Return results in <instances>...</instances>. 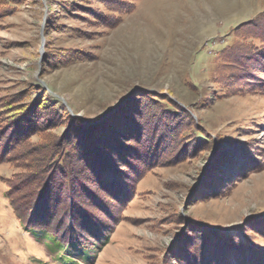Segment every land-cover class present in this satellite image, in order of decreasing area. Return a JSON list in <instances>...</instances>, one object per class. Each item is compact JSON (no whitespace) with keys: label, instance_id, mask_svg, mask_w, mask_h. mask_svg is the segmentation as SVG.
<instances>
[{"label":"rangeland","instance_id":"1","mask_svg":"<svg viewBox=\"0 0 264 264\" xmlns=\"http://www.w3.org/2000/svg\"><path fill=\"white\" fill-rule=\"evenodd\" d=\"M252 44L253 54L264 53V0H0V116L10 103L31 106L6 128L2 150L15 132L38 143L42 124L54 132L70 114L96 118L118 105V121H143L156 136L145 147L162 152L142 175V157L132 160L129 195L106 203L115 221L105 242L84 257L62 258L17 220L5 192L25 169L7 155L0 161V264H200L212 246L203 247L210 232L195 222L237 224L231 232L242 244L264 250V222L247 220V236L241 228L248 216L264 218V59L247 53ZM242 51L252 62L235 59ZM149 94L170 97L186 120L159 111ZM37 96L59 114L35 106ZM126 96L132 100L123 102ZM191 127L209 142L194 140ZM174 136L180 139L172 143ZM210 142L224 155L202 175ZM250 156L259 169H245Z\"/></svg>","mask_w":264,"mask_h":264},{"label":"trees","instance_id":"2","mask_svg":"<svg viewBox=\"0 0 264 264\" xmlns=\"http://www.w3.org/2000/svg\"><path fill=\"white\" fill-rule=\"evenodd\" d=\"M254 47L256 45H250L247 53L253 55L252 59L255 57L264 59L263 52L253 54ZM233 51L235 52L236 49ZM229 54H232L231 51ZM244 55L242 51V55L235 59L242 57L245 61ZM250 62H252L251 57H248L245 63ZM246 66L247 69H251L250 65ZM247 69L244 68V71H248ZM257 84L259 83L255 82V85ZM260 86H264V83ZM149 95L158 102L159 111L175 114L186 120V115L183 116V107L169 96L166 98L161 94ZM40 97L33 99L35 106L44 111L46 109L47 113L50 110L58 113L49 100ZM129 99L132 100L126 96L122 101H131ZM29 105L30 103L9 104L7 114L0 116V141L1 137H4L6 128L17 122L25 109H31ZM124 105L125 103L122 106ZM117 107L118 105L108 108L102 116L98 115L96 118H82L70 114L69 120L62 123V129L54 132L50 130L53 128L52 125L42 124L38 131L41 132V140L38 143H33L28 139L29 137L18 138L22 134L15 132L17 138L9 135L4 150L0 147V161L7 155H14L21 159L19 164L25 169L8 179V189L5 194L9 205L26 231L49 241L53 248L58 249L60 256L64 254L59 258L73 254L84 257L92 247L105 242L113 227L110 223L115 221L111 211L107 210L106 203L112 200L119 201L129 195L126 177L134 169L132 160L142 157L136 168L142 175L147 171L149 160H153L155 155L159 157L162 153H158L155 148L150 150L149 147H145L146 140H150V136L151 140L156 138L150 131L151 128L145 129L143 121L136 124L135 119H132V122L128 118L125 122L118 121ZM3 109L4 106H1L0 110ZM67 112L69 113L68 109ZM185 130L181 128L179 137H183ZM188 132L193 134V139L197 142H209L208 134L198 128L191 127ZM188 132L185 134H189ZM179 137L174 136L171 142H178ZM159 141L164 142L163 137L160 136ZM218 145L215 142L209 145L211 153L207 155V164L203 168L202 175L206 173L208 167H212V161L220 163L218 157H223L224 152L217 151ZM155 147H159L158 142H155ZM29 148L32 150L28 152ZM22 149L26 154H23ZM169 149L172 150V147ZM169 149L166 156L169 155ZM159 159L161 163V157ZM253 160L250 156L249 164L245 169L249 171L259 169ZM226 161L225 163L228 164ZM231 165L236 169L233 174L235 178L241 179L242 174L237 170V166L234 163ZM229 176L232 177V174ZM79 199L85 202L81 203ZM253 218L256 224L264 222L262 215L248 216L241 228H245L247 220ZM177 221L187 220L179 215ZM195 223L204 231L210 232L205 234L203 247L209 245L214 249H203L207 254L201 258L202 260L200 259V264H264V250L258 249L253 243L245 240V244H242L243 241L237 234L211 228L205 223ZM243 231V235L247 236L246 228ZM177 235H182V232ZM210 237L214 238L211 244ZM248 251H250L249 257Z\"/></svg>","mask_w":264,"mask_h":264},{"label":"water","instance_id":"3","mask_svg":"<svg viewBox=\"0 0 264 264\" xmlns=\"http://www.w3.org/2000/svg\"><path fill=\"white\" fill-rule=\"evenodd\" d=\"M122 102V101H121ZM121 102H119V103H121ZM118 103V104H119ZM103 115V113L101 114V116ZM237 224H233V225H229L227 228H224V229H218V230H220V231H224V232H231L233 229H236L237 228Z\"/></svg>","mask_w":264,"mask_h":264}]
</instances>
